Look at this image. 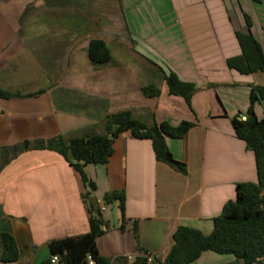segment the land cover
Wrapping results in <instances>:
<instances>
[{"label": "crops", "instance_id": "1", "mask_svg": "<svg viewBox=\"0 0 264 264\" xmlns=\"http://www.w3.org/2000/svg\"><path fill=\"white\" fill-rule=\"evenodd\" d=\"M18 1V5L40 4V0ZM47 3V21L64 23L63 27L53 23L44 30L12 31L10 6L0 7V88L22 95L0 99V160L7 159L5 148H14L17 154L0 171V232L12 234L20 251L13 264H43L51 257L50 242L89 233L82 197L88 192L101 207L106 194L125 193V221L117 202L102 211L110 227L96 241L103 257L151 255L164 261L178 227L210 235L213 220L226 203L236 200L237 185L258 183L254 153L236 137L231 120L246 116L251 88L264 87V74L241 75L229 69L227 60L242 53L236 32L248 31L245 16L264 51V0ZM24 15L18 20L24 21ZM38 16L26 22L44 21ZM89 37L103 40L112 58L107 64H95L100 68L95 75L89 70L81 74L80 101L61 95L73 89L72 78L65 79L63 87L56 77L41 83L40 68H48L47 77L60 63L57 38L64 39L67 53H63L70 57L75 40ZM171 72L194 85L190 106L184 98L170 95L166 77ZM150 85L159 90L158 96L144 95L143 89ZM76 101L82 102L77 107L85 113L81 121L64 109ZM122 111L148 125L192 123L183 138L166 137L174 159L186 165L187 175L158 162L152 142L133 138L131 132L114 141L108 163L84 167L96 191L84 185L58 153L34 149L37 142L56 136L102 133L106 117ZM255 114L264 119V100L256 104ZM192 264L243 263L234 255L207 251Z\"/></svg>", "mask_w": 264, "mask_h": 264}, {"label": "trees", "instance_id": "2", "mask_svg": "<svg viewBox=\"0 0 264 264\" xmlns=\"http://www.w3.org/2000/svg\"><path fill=\"white\" fill-rule=\"evenodd\" d=\"M248 31H237L236 38L241 48V55L227 60L230 70L241 75L255 73L264 74V51L259 41L251 32L252 22L245 16ZM111 52L103 40L92 39L88 47V59L93 64H107L111 61ZM170 95L184 98L191 105L196 91L191 83L182 81L171 72L166 77ZM147 97H156L159 90L154 86L143 89ZM22 97L19 92H10L0 88V99ZM264 100V87H252L250 106L243 121L239 115L231 120L235 135L244 141L254 153L258 173V183H240L237 185L235 201L225 204L220 216L213 220L214 229L210 235L189 227H178L172 236V245L161 264H192L207 251L218 254L234 255L243 264H262L264 258V119L259 120L255 114V106ZM193 127L192 123L182 122L178 127L168 122L148 125L136 119L130 111H122L106 117L102 133L89 132L83 136L66 138L56 136L41 140L34 149L49 150L58 153L73 167L84 185L96 191V184L87 177L86 165H102L109 162L114 154V141L123 133L131 132L132 137L150 140L156 160L174 171L187 175L184 163L174 159L166 142V137L183 138ZM7 159L0 165L2 168L15 159L14 148H5ZM23 150V149H22ZM20 150V151H22ZM20 153V152H19ZM83 199L89 214V233L55 240L49 243L50 254L58 255L65 264H86V257L91 254L97 264H147L145 257L136 258L128 263L127 258L115 259L99 254L96 241L110 229L104 221L100 204L85 193ZM125 193L112 192L106 194L104 203L112 205L118 201L122 218L125 221ZM137 238V229L134 228ZM20 258L15 238L7 232H0V261L16 263ZM43 264H51L48 259Z\"/></svg>", "mask_w": 264, "mask_h": 264}, {"label": "rangeland", "instance_id": "3", "mask_svg": "<svg viewBox=\"0 0 264 264\" xmlns=\"http://www.w3.org/2000/svg\"><path fill=\"white\" fill-rule=\"evenodd\" d=\"M48 1L49 0H40L39 1L40 4H32V3L27 4L26 3L25 5H23V4L18 5L17 4L19 2L18 0H0V7L2 6V4H4V7L7 5L10 6V8L7 9V14H8L9 19H10L9 28L12 29V31L17 30V29L18 30H24V29H36V28H37V30H39L38 27L44 30V29H48V26L52 25L53 23H56V27H58V26L63 27L64 23L48 22L47 21V18L49 15L47 12L49 10L48 3H47ZM20 2H21V0H20ZM132 2H134V0H132ZM5 4H7V5H5ZM147 7L150 8L149 6H147ZM24 13H25V15H24L25 20L24 21L18 20L19 18L22 17V15ZM27 13L29 14V15H27L28 16L27 18L31 17L32 15H39L38 18L40 17L44 21L40 22L41 21V19H40L38 21V23H36L37 20L33 23L32 22H26V20H27L26 14ZM154 13H156V12H154ZM160 13H162V14L165 13L164 8H161ZM58 23H60V24H58ZM92 38L93 37H89V38H85V39L77 38L74 42V45H72V47L69 48V50H68V51H71L73 53L72 56H70V57L65 55V53H63V52L67 53L66 49H65V51L63 50L64 49V39L57 38L55 40V42H56L55 47H56V52L60 56L59 57L60 63H58L57 69H52L49 71L51 74H48L50 76H47V77L45 75H47V72H48L47 69L48 68L46 67V70H45L46 72L43 70L42 67L40 68V73L42 76V78L40 79L41 83H42V81H46L49 77L50 78L56 77L57 79H62V81H61L62 86L61 87H63L64 86L63 81L65 79L72 78L73 79V89L68 91V92H63V94H61V95H65L67 97L69 95H71L75 100L80 101L81 100L80 96L82 95V93L79 91V83L81 81L80 79L82 78L81 74L82 73L86 74L87 70H89L88 73H90V71H91L95 75V72L99 71L98 69H100L98 66L93 64L89 59L87 61V57H86V55H87L86 54L87 44H88L89 40H91ZM36 39H37V37H36ZM40 39L42 41L48 40L47 38H40ZM44 45H42V46H44ZM42 51H44V48H42ZM51 55H53V54H51ZM34 60H35V62H33V63H36V60L38 61V57L36 56V59H34ZM66 61L71 62V64H72L71 67L69 66L70 64H68V62H66ZM88 62H90V64H88ZM42 64H44V63L42 62ZM35 65H37V64H35ZM63 65H65L67 68H65V66H63ZM90 65H93L94 69H96L94 72L91 70L92 68ZM99 65H102V64H99ZM42 70L44 72H42ZM150 86H152V85H150ZM147 87H149V86H147ZM59 93H58V95H59ZM81 103L76 101L74 103V105H68V106L64 107V109L66 108V110H68L66 112L73 113L72 116H74L78 121L85 119V113L82 111V109L77 107ZM88 103L91 104L90 102H88ZM86 112L95 114L94 110H90V109H87ZM139 120H141V119H139ZM141 121H143V120H141ZM103 131H104V123H103L102 132ZM26 143H28V142H26V141L23 142L24 147H25ZM1 154L4 155V153H1ZM1 163H3V161H1ZM103 206H106V204L104 203ZM1 263H4V262L0 261V264ZM6 264H13V263H6Z\"/></svg>", "mask_w": 264, "mask_h": 264}, {"label": "built area", "instance_id": "4", "mask_svg": "<svg viewBox=\"0 0 264 264\" xmlns=\"http://www.w3.org/2000/svg\"><path fill=\"white\" fill-rule=\"evenodd\" d=\"M103 210H105V209L103 208ZM145 258L147 259V264H161L163 262L162 260H159L156 257L151 256V255H147V256H145ZM135 260L136 259H134L132 257L127 258L128 263H133ZM262 261H264V258H262ZM50 263L51 264H65L64 262L61 261V259L58 255L51 256L50 257ZM86 264H97L91 254L87 255Z\"/></svg>", "mask_w": 264, "mask_h": 264}, {"label": "water", "instance_id": "5", "mask_svg": "<svg viewBox=\"0 0 264 264\" xmlns=\"http://www.w3.org/2000/svg\"><path fill=\"white\" fill-rule=\"evenodd\" d=\"M241 119H242L243 121H246V120H247V117H246V116H242ZM24 148H25V149L28 148V143L25 144V147H24ZM251 149H252V148H251Z\"/></svg>", "mask_w": 264, "mask_h": 264}, {"label": "clouds", "instance_id": "6", "mask_svg": "<svg viewBox=\"0 0 264 264\" xmlns=\"http://www.w3.org/2000/svg\"><path fill=\"white\" fill-rule=\"evenodd\" d=\"M115 203H116V202H115ZM117 203H118V201H117ZM118 204H119V203H118ZM103 208L106 209V206L101 207L102 211H105V210H103Z\"/></svg>", "mask_w": 264, "mask_h": 264}]
</instances>
